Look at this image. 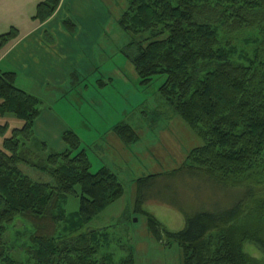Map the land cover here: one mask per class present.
Listing matches in <instances>:
<instances>
[{
    "label": "trees",
    "instance_id": "obj_1",
    "mask_svg": "<svg viewBox=\"0 0 264 264\" xmlns=\"http://www.w3.org/2000/svg\"><path fill=\"white\" fill-rule=\"evenodd\" d=\"M62 2L40 3L33 20L49 21ZM128 2L122 30L149 34L151 41L136 48L132 43L125 52L127 59L144 85L155 76L167 77L161 96L204 141L188 156L191 169L222 186L264 183V0ZM18 38L17 29L0 36V51ZM16 82L15 73L0 72V115L24 122L0 147V264H21L13 258L14 248L6 237L18 219L32 226L24 247L30 264H110L109 256L97 259L102 241L108 242L106 235H74L124 196L123 184L107 168L91 173L89 156L79 151L81 140L73 130L63 135L68 147L64 152L47 161L29 159L22 143L31 140L43 103ZM114 131L126 144L139 140L129 125ZM22 164L49 175L55 184L33 181L20 170ZM248 188L249 199L253 188ZM70 197L80 198L75 219L65 209ZM244 199L216 212L190 215L181 210L185 227L178 233L147 214L149 226L157 239L165 237L181 247L183 264H264V199L243 216ZM60 226L67 237L58 238ZM247 246L259 256L248 253ZM122 264L136 263L130 257Z\"/></svg>",
    "mask_w": 264,
    "mask_h": 264
},
{
    "label": "rangeland",
    "instance_id": "obj_2",
    "mask_svg": "<svg viewBox=\"0 0 264 264\" xmlns=\"http://www.w3.org/2000/svg\"><path fill=\"white\" fill-rule=\"evenodd\" d=\"M99 3L97 10L91 1L74 4L75 12L66 21L76 25L77 40L88 39L89 43L81 45V55L75 51L76 63L81 61L87 66L73 67L76 76L68 85L43 93V108L51 112L42 123L36 120L34 134L28 143H22L21 150L34 162L47 161L49 156L68 148L62 136L66 129L73 130L81 140L79 151L84 150L89 156L91 173L107 168L119 177L125 190L119 201L83 226L75 238L92 232L106 235L108 242L102 241L97 259L109 256L110 264H122L130 257L136 264H183L181 247L165 237L163 241L157 239L147 214L157 218L167 230L178 233L185 227L184 211L194 215L231 208L252 187V196L244 199L242 210L246 216L257 200L264 199V183L222 186L191 169L188 156L202 147L204 141L161 96L160 89L167 77L158 75L150 84H142L125 53L132 43L136 44L134 48L139 44L146 46L151 41L150 35L122 30L120 21L129 9L128 0H99ZM76 11L81 17H76ZM65 12H71L69 7ZM61 18L58 21H63ZM71 23L66 25L67 30L71 29ZM48 38H52L51 34ZM120 125L131 126L139 140L124 143L114 131ZM0 127L2 148L4 141L13 137L14 130L24 127V122L13 115L0 116ZM19 168L37 183L55 184L49 175L26 164ZM154 175L162 177L140 182ZM65 209L70 219L77 218L80 198L70 197ZM59 228L58 238L67 237L63 227ZM31 231V224L23 219L8 227L6 237L10 248H14L12 256L21 264H30L24 247L29 245ZM246 251L259 256L249 246Z\"/></svg>",
    "mask_w": 264,
    "mask_h": 264
},
{
    "label": "crops",
    "instance_id": "obj_3",
    "mask_svg": "<svg viewBox=\"0 0 264 264\" xmlns=\"http://www.w3.org/2000/svg\"><path fill=\"white\" fill-rule=\"evenodd\" d=\"M44 1L0 0V36L9 33L12 29L19 31V38L0 51V72L15 73L17 87L39 98L42 103H44L43 93L46 90L58 91L60 87L70 83V80L76 76L73 67L87 66L85 63L81 64V61L76 63L75 51L77 49V53L81 55L83 53L81 45L88 42L86 37H80L78 40L74 37L76 25L71 23V29H66L68 25L66 20H70V15L75 8L74 4L86 0H63L60 9L52 19L39 23L33 20V17L38 5ZM87 1H91L94 10L100 8L99 0ZM67 7L71 11L67 12L68 14L65 12ZM77 16L81 17L76 11ZM59 17H62L60 20L63 21H58ZM91 27L94 28V26ZM49 34L52 38H48ZM53 34L58 37L54 36V39ZM87 35L91 36V34ZM92 35L95 37L94 34ZM91 52L93 54L92 50ZM91 64L94 68L95 65ZM49 112H51L49 109L43 108L38 117V123H42V119ZM66 131L68 130L66 129L64 133ZM60 134L62 135L63 131L59 133V136Z\"/></svg>",
    "mask_w": 264,
    "mask_h": 264
}]
</instances>
